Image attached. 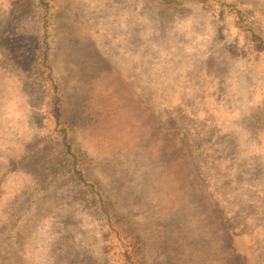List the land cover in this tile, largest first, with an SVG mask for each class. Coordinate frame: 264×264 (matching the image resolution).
<instances>
[{"label":"rangeland","instance_id":"rangeland-1","mask_svg":"<svg viewBox=\"0 0 264 264\" xmlns=\"http://www.w3.org/2000/svg\"><path fill=\"white\" fill-rule=\"evenodd\" d=\"M238 1L264 30V0ZM219 6L0 0V231L13 222L0 264H127L103 209L87 210L68 176L49 179L69 158L42 103L53 80L87 170L145 240L147 264H264V123L249 124L264 117V52ZM32 182L47 187L11 210Z\"/></svg>","mask_w":264,"mask_h":264},{"label":"trees","instance_id":"trees-1","mask_svg":"<svg viewBox=\"0 0 264 264\" xmlns=\"http://www.w3.org/2000/svg\"><path fill=\"white\" fill-rule=\"evenodd\" d=\"M167 4H173L175 0H164ZM194 4L202 7L206 11H211V6L215 0H191ZM220 2V10L226 11V9H231L234 17L236 19V25L238 27V33H242L245 37V44L248 47L254 48L256 52V56L260 54V52H264V30L259 29L258 23L252 17V11L248 9H244L241 7L242 2L238 0H218ZM177 4V3H176ZM178 5V4H177ZM48 36H45V39ZM41 38L37 41L35 50L40 46ZM30 44L32 42H36L34 35L30 37ZM51 46L49 47L50 50ZM48 50V51H49ZM48 52L43 60L35 57L34 62L35 66L40 65L43 62L45 66L49 61ZM244 55V54H243ZM43 73V79L46 81L49 78H53L51 74L46 71ZM54 79V78H53ZM43 84V101L47 106L45 110V114L48 117H52L55 121L56 125L61 127L62 133L66 134V148H63L61 151V155H69L68 160L66 158L63 162H57L55 166H53L49 171V179L50 178H59L63 176H68L72 183L70 185L69 192L71 194H79L80 198L84 200L86 203L87 210L103 209V217L105 219L106 225L109 226V232L115 234L118 240L121 242V248L119 250V258L123 259L127 264H147V260L145 259V246L146 242L143 237L140 235L139 231L135 229L131 224L128 218L114 211L112 207L113 204L105 192L102 190L101 183L99 179L94 176L91 172H89L88 164L89 160L87 159L85 153L81 149V146L77 144L75 139L72 136L70 130L68 120L63 116V105L62 99L60 96V88L57 86L56 82L53 80L50 83ZM56 91L57 94L54 95L53 92ZM50 104V107H49ZM264 123V117L261 112L257 116V119H253L249 121L251 128L255 131L258 130L260 124ZM71 158V159H70ZM36 168H39L40 162L35 165ZM47 184L42 182H32L27 184L24 188V194L27 199L21 203V207H12L14 211H18L19 209L24 210L26 212L29 209L31 203L34 202L35 196L43 191L44 187ZM100 221L103 220L101 217ZM11 225H13L12 221L6 225L5 228H1L0 231V252H2L3 247L9 242L11 238ZM112 253L115 254V238H114V250ZM122 260V261H123Z\"/></svg>","mask_w":264,"mask_h":264}]
</instances>
